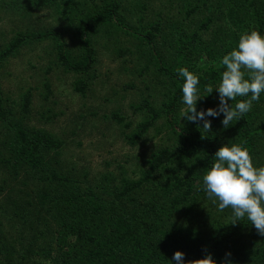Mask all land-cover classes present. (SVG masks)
I'll return each mask as SVG.
<instances>
[{"label": "trees", "instance_id": "obj_1", "mask_svg": "<svg viewBox=\"0 0 264 264\" xmlns=\"http://www.w3.org/2000/svg\"><path fill=\"white\" fill-rule=\"evenodd\" d=\"M91 1L0 0L5 15L28 20L50 9L62 24L15 30L0 45V72L26 48L49 41L55 67H36L37 73L57 68L72 75L74 90L83 96L99 78L104 48L121 59L123 70L133 64V73L157 75L161 95L155 103L151 92L142 93L131 104L140 118L136 124L121 109L105 119L119 126L131 149L164 135L153 151L94 177L70 159L68 135L32 123L35 113L47 124L56 116L50 78L41 80L38 108L39 86L14 96L0 81V264H171L176 251L186 262L211 253L222 264L230 252L231 264H264V237L247 220L230 224L231 209L217 211L202 190L213 155L228 141L246 147L254 166H264V93L229 128L223 116L209 117L211 131L203 132L180 119L185 105L178 75L179 68H188L207 95L204 88L220 81V60L239 35L251 29L264 34V0ZM218 102L214 90L197 110Z\"/></svg>", "mask_w": 264, "mask_h": 264}, {"label": "rangeland", "instance_id": "obj_2", "mask_svg": "<svg viewBox=\"0 0 264 264\" xmlns=\"http://www.w3.org/2000/svg\"><path fill=\"white\" fill-rule=\"evenodd\" d=\"M153 3L160 1L155 0ZM150 11L152 19L153 11ZM61 26L50 9L37 10L28 20H22L15 15H5L3 12L0 13V45L9 40L15 30L37 32L44 28ZM51 47L49 41H44L35 44L31 49L23 50L22 55L13 59L11 64L0 72V81L3 89L14 96H18L21 89L39 86V89L34 91L35 107L38 108L43 103L39 97L43 88L41 80L44 77L50 78L57 101V105L54 106L56 116L52 124H47L44 121L40 122L39 115L35 113L32 123L47 130L52 129L64 138L68 135L66 141L69 144L67 150L71 154L70 159L76 161L79 167L84 166L90 171L91 176L95 177L106 170H116L119 164L128 166V157L137 158L158 147L164 132L148 142L144 148L131 149L119 134V126L105 119L112 110L121 109V113L136 124L140 118L134 113L131 104L139 103L142 93L147 95L151 92L155 103L161 100L159 86H156L153 80L157 75L140 76L136 72L133 73V64H128L129 70L125 71L121 67L123 65L120 58L100 48V63L97 68L99 78L82 96L74 90L75 77L72 75L59 74L57 68L49 75L42 71L37 73L36 67H47L54 63V58L53 60L48 58ZM55 64L52 66L55 67ZM152 71L153 69L150 70ZM130 85H133V88H130ZM71 133H74V136H71ZM78 142L82 144L78 145ZM107 162L111 165L108 166Z\"/></svg>", "mask_w": 264, "mask_h": 264}, {"label": "clouds", "instance_id": "obj_3", "mask_svg": "<svg viewBox=\"0 0 264 264\" xmlns=\"http://www.w3.org/2000/svg\"><path fill=\"white\" fill-rule=\"evenodd\" d=\"M220 64L224 67L220 81L199 89V78L186 67L178 70L183 78L181 85L182 104L185 110L181 118L197 124L203 132L211 131V120L220 118L225 129L239 121L252 109L254 101H259L264 93V34L251 29L239 35L238 43L229 53L223 55ZM218 94V105L197 110L198 101L210 96L213 91ZM246 98L237 100V98ZM233 102H235L233 104ZM202 121V125L198 122ZM207 199L217 206V211L231 209V223L247 220L257 234L264 237V166L256 167L247 148L242 144L228 141L213 155V162L202 177ZM225 254L222 264H231ZM171 264H217L211 253L196 261L185 260V254L176 251Z\"/></svg>", "mask_w": 264, "mask_h": 264}]
</instances>
